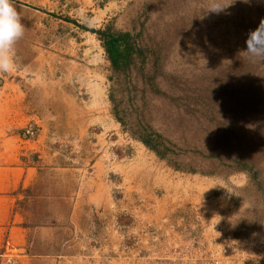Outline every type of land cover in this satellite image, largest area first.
Returning a JSON list of instances; mask_svg holds the SVG:
<instances>
[{
  "label": "rangeland",
  "instance_id": "rangeland-1",
  "mask_svg": "<svg viewBox=\"0 0 264 264\" xmlns=\"http://www.w3.org/2000/svg\"><path fill=\"white\" fill-rule=\"evenodd\" d=\"M12 1L25 32L0 73V264H206L232 242L264 264V64L240 55L264 0ZM108 26L149 48L128 126L145 117L175 158L114 117L125 78L87 31Z\"/></svg>",
  "mask_w": 264,
  "mask_h": 264
},
{
  "label": "trees",
  "instance_id": "trees-1",
  "mask_svg": "<svg viewBox=\"0 0 264 264\" xmlns=\"http://www.w3.org/2000/svg\"><path fill=\"white\" fill-rule=\"evenodd\" d=\"M87 31L95 33L101 40L113 73H118L120 76L124 75L123 77L125 78L124 81L120 83L122 87L117 88L113 82V86L110 90V102L112 103L114 117L124 126V128L127 127L136 139L141 141L147 148L154 151L160 158L167 160L168 158H175V156H178L177 151L165 137L151 128L145 127V124L142 123V120H144L145 117L138 123L139 127L135 132L131 131L133 125L129 127L128 121L125 119V117L138 118L136 108L132 105L131 101L127 102L126 100L129 96L127 91L131 89L127 81L128 72H133L132 69L135 67L138 72L143 74L147 69L146 61L149 48L138 42L140 35L133 34L132 32L116 31L113 30L111 26L99 30L87 29ZM137 65L139 66L136 67ZM150 80L148 84L150 85L151 90L165 97H169L166 91H161L159 85L153 83V81L156 80V77H152ZM136 88L137 86L134 87L133 91H137ZM119 93L122 95L121 97H118ZM142 113L143 110L139 109V117L142 116ZM247 166L248 165H244L246 168ZM178 168L182 169L181 167ZM197 171L198 170L196 169L189 170V172L193 173Z\"/></svg>",
  "mask_w": 264,
  "mask_h": 264
},
{
  "label": "clouds",
  "instance_id": "clouds-1",
  "mask_svg": "<svg viewBox=\"0 0 264 264\" xmlns=\"http://www.w3.org/2000/svg\"><path fill=\"white\" fill-rule=\"evenodd\" d=\"M245 3L248 0H244ZM217 8L215 11L223 10ZM25 32L21 17L12 0H0V73L7 74L16 70L15 46ZM246 50L240 55L247 56L253 62L264 64V21L248 34Z\"/></svg>",
  "mask_w": 264,
  "mask_h": 264
},
{
  "label": "built area",
  "instance_id": "built-area-1",
  "mask_svg": "<svg viewBox=\"0 0 264 264\" xmlns=\"http://www.w3.org/2000/svg\"><path fill=\"white\" fill-rule=\"evenodd\" d=\"M206 264H241L248 258L247 251L235 243L224 244L219 251H211Z\"/></svg>",
  "mask_w": 264,
  "mask_h": 264
},
{
  "label": "bare ground",
  "instance_id": "bare-ground-1",
  "mask_svg": "<svg viewBox=\"0 0 264 264\" xmlns=\"http://www.w3.org/2000/svg\"><path fill=\"white\" fill-rule=\"evenodd\" d=\"M94 96H95L96 98H98V97L101 98V93H100V91H98L96 94H94Z\"/></svg>",
  "mask_w": 264,
  "mask_h": 264
},
{
  "label": "crops",
  "instance_id": "crops-1",
  "mask_svg": "<svg viewBox=\"0 0 264 264\" xmlns=\"http://www.w3.org/2000/svg\"><path fill=\"white\" fill-rule=\"evenodd\" d=\"M13 3H14V1H12ZM3 216H4V213H0V222H3V221H1V219L3 218Z\"/></svg>",
  "mask_w": 264,
  "mask_h": 264
}]
</instances>
